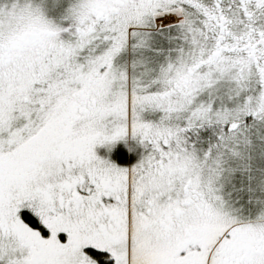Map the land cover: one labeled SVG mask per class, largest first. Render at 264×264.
Instances as JSON below:
<instances>
[{
	"label": "snow or ice",
	"instance_id": "6c2138e0",
	"mask_svg": "<svg viewBox=\"0 0 264 264\" xmlns=\"http://www.w3.org/2000/svg\"><path fill=\"white\" fill-rule=\"evenodd\" d=\"M0 264H264V0H0Z\"/></svg>",
	"mask_w": 264,
	"mask_h": 264
}]
</instances>
